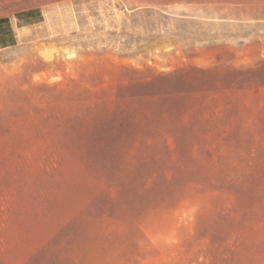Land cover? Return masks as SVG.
<instances>
[{
	"label": "rangeland",
	"instance_id": "obj_1",
	"mask_svg": "<svg viewBox=\"0 0 264 264\" xmlns=\"http://www.w3.org/2000/svg\"><path fill=\"white\" fill-rule=\"evenodd\" d=\"M0 264H264V0H0Z\"/></svg>",
	"mask_w": 264,
	"mask_h": 264
}]
</instances>
